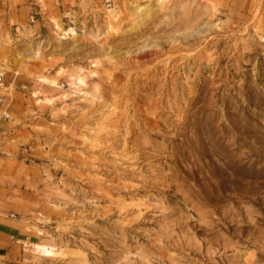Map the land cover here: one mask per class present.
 <instances>
[{
  "label": "rangeland",
  "instance_id": "374dc122",
  "mask_svg": "<svg viewBox=\"0 0 264 264\" xmlns=\"http://www.w3.org/2000/svg\"><path fill=\"white\" fill-rule=\"evenodd\" d=\"M35 1L0 3V264H264V0H62L64 38Z\"/></svg>",
  "mask_w": 264,
  "mask_h": 264
},
{
  "label": "built area",
  "instance_id": "2783aa9c",
  "mask_svg": "<svg viewBox=\"0 0 264 264\" xmlns=\"http://www.w3.org/2000/svg\"><path fill=\"white\" fill-rule=\"evenodd\" d=\"M7 0H0V3H5ZM117 0H103L104 5L106 8L115 7V3ZM131 1V0H129ZM55 6H57L60 9V18L62 24H59L57 22H53L52 20H48L51 30L53 34L56 36H59L60 38L69 37L70 35H73L72 32H70V28H75L72 26L73 23V14L72 10L65 6L62 0H54ZM34 7L29 12L28 20L30 23H38V25L44 26V14H45V7L41 5L40 1L34 2ZM43 22V23H42ZM17 27H15L16 29ZM3 83L2 81V75L0 74V85Z\"/></svg>",
  "mask_w": 264,
  "mask_h": 264
},
{
  "label": "bare ground",
  "instance_id": "6f19581e",
  "mask_svg": "<svg viewBox=\"0 0 264 264\" xmlns=\"http://www.w3.org/2000/svg\"><path fill=\"white\" fill-rule=\"evenodd\" d=\"M159 1H160V0H159ZM139 9H141V8L139 7ZM109 11H110V13H111V12L113 11V9H110ZM114 11H115V10H114ZM41 79H42V78H41ZM42 80L45 81L44 78H43ZM46 82L49 83V81H46ZM36 249H37V251H39V250H40V247H37Z\"/></svg>",
  "mask_w": 264,
  "mask_h": 264
}]
</instances>
